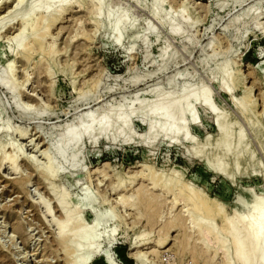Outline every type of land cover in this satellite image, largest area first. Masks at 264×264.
I'll list each match as a JSON object with an SVG mask.
<instances>
[{"label": "rangeland", "instance_id": "1", "mask_svg": "<svg viewBox=\"0 0 264 264\" xmlns=\"http://www.w3.org/2000/svg\"><path fill=\"white\" fill-rule=\"evenodd\" d=\"M19 1L0 0V264H73L96 223L91 264H236L225 223L243 234L264 206V0H98L61 16ZM187 91L213 113L192 101L187 139L140 141L146 103ZM122 108L128 139L86 135L60 157L63 136ZM58 197L82 237L72 221L57 238Z\"/></svg>", "mask_w": 264, "mask_h": 264}, {"label": "bare ground", "instance_id": "2", "mask_svg": "<svg viewBox=\"0 0 264 264\" xmlns=\"http://www.w3.org/2000/svg\"><path fill=\"white\" fill-rule=\"evenodd\" d=\"M235 1L240 2V0H235ZM86 2H88V3L91 2V4L93 3L95 5L99 4L101 7V2L98 0H46L44 5H41L38 7L37 11H41L42 14H44V15H46V14L49 15L51 12V9L53 7H57V11L61 13V14L58 13V15L60 14L59 16H61L70 7H72L74 5H78V8H80V6ZM21 3H23V0H20L18 5H20ZM96 8H99V7H96ZM250 10H252V9H250ZM250 10L247 12V16L251 13ZM110 13H112V11ZM110 13L108 14L109 18H111V16H112V14H110ZM183 14H184V12H183ZM59 16L54 17L53 20H56L57 18H59ZM115 17H117V16H115ZM112 20L114 21V19H112ZM123 25H126V21H124L123 19L118 20L116 25H115L116 30L118 27H121ZM177 28L178 27L174 24V22L172 20L171 31L173 33H177L178 32ZM116 30H115V32H116ZM23 32L24 31L21 30L19 35H17V38L20 37L23 34ZM120 33H121V31H120ZM118 34L119 33H117V36H118ZM118 37H120V39H122L121 36H118ZM120 39H118V41H120ZM3 80H4V78H3ZM3 80H0V84L3 87L7 88L6 83L8 81L5 79L6 80V83H5V80L4 81ZM9 86H10V84H9ZM10 87H9V89H10ZM223 89L225 91H228V88L226 86H224ZM192 101H194L196 103H200L210 114L213 113V110H212L211 105H210V98H209V96L204 94V92L202 93V92L187 91L179 99H175L171 95H168L165 97H160L159 95H156L152 102L146 103L145 108L143 106H140V107L144 108V110L141 111V114H144L142 119H143V121L147 127V130H146L145 135L142 136L139 140L146 143L148 139L152 140V139H156L158 137L171 138V139H174L173 141H176L179 138L182 140L187 139L188 135L186 132V126L183 122V116L187 112L191 113L190 103ZM113 111H115V110H113ZM130 111H131V109H130ZM130 111H128L127 108H122L116 113L115 116H111L108 112L104 113L100 117L98 122L96 121L97 122V126H96L97 129L95 131L93 129H91V127H88L87 124L83 123L86 126H84V125L80 126L79 129H77V130L74 129V130H76L75 132H72V133L69 132L70 134L68 133V135L63 136V138L61 140L62 145L59 146L60 142L58 143L59 145H57L58 154L60 155V157L64 158L70 148L76 147L82 139H86V135H88V137L90 139H93L94 141L97 140L98 138H101V137L106 138V139L111 140V141H117L118 139H128V137L131 136L130 135V130H131V125H130L131 123L130 122H131V116L134 113V111L133 112H130ZM92 118H89V119H92ZM192 120H194V119H192ZM119 124L121 125V127L118 128L117 130H115L116 125H119ZM90 126H91V124H90ZM222 130H223L222 143L225 144L226 142L228 143V140L230 137V131H228L226 129H222ZM227 143H226V147H227ZM11 161L14 164L16 162V158L11 159ZM29 164H30V161H29ZM214 166L218 170L222 169L221 165H214ZM57 170L54 172L56 173ZM56 203H57V208L59 209V211L64 212L66 215L65 224L62 226L59 225V232L57 234V238L60 240V242L64 243V241L67 239V234H68L67 229L69 228V226H71L72 221H74V219H75V216H77V214H76L77 209L75 208L71 211L67 210V207H66L67 201H65V198H63V197H58ZM201 203H203V206L207 205V204L204 205V201H202ZM206 203H207V201H206ZM42 205H44V204H42ZM199 205H200V203H199ZM45 209L47 211V214H51V210H50L49 205H45ZM205 209H206V212L208 213L207 208H205ZM257 210H258V214H257L256 219L253 220L252 222H250L245 227V229H244L245 232L243 234H240V229H241L240 227L241 226H240L239 221L231 219L230 221L225 223V224H227L226 229H227L228 233L235 237L234 243H233V248H232V254L234 256L236 264H263L262 262L264 261V206L261 207V209H257ZM78 223H79V227H78ZM80 223H81L80 221L78 222V218H76V220L73 222V224L75 225L74 230H76L75 234H76L77 238L82 237V234L78 233V228H80ZM99 226H100V223H96L93 226V229L90 233V236L88 237L87 243H85L83 245H78L76 248H74L72 250H71V247H69V246L66 247V249L69 248L68 252L71 250L74 253L76 252L77 254L82 253L80 260L75 261L73 264H91L92 263L91 261L94 259V257L101 254L100 250L92 249V247H91V244H93L95 241V234H96L95 231ZM202 232L204 235H206V237L212 239L211 238L212 234H210L211 231L209 228H204L202 230ZM241 232H242V230H241ZM184 243L185 244L183 246L185 247L186 242H184ZM225 251H226L225 252L226 255L229 256L230 252L227 250H225ZM253 251H255V254L253 253ZM141 257L140 256L137 257L138 261H140V264H146L145 261L143 260V258H141ZM109 264H110V262H109Z\"/></svg>", "mask_w": 264, "mask_h": 264}, {"label": "trees", "instance_id": "3", "mask_svg": "<svg viewBox=\"0 0 264 264\" xmlns=\"http://www.w3.org/2000/svg\"><path fill=\"white\" fill-rule=\"evenodd\" d=\"M123 249H124V247H117L116 249H115V252L118 254V255H121L126 261H128V259L126 258V257H124V254H123Z\"/></svg>", "mask_w": 264, "mask_h": 264}, {"label": "water", "instance_id": "4", "mask_svg": "<svg viewBox=\"0 0 264 264\" xmlns=\"http://www.w3.org/2000/svg\"><path fill=\"white\" fill-rule=\"evenodd\" d=\"M127 256H129V252H127ZM104 261H105L106 264H109V262L107 261L106 258H104Z\"/></svg>", "mask_w": 264, "mask_h": 264}]
</instances>
